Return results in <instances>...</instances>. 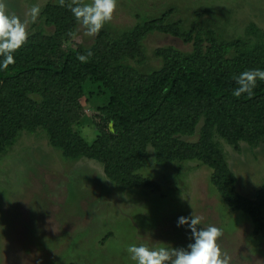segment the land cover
<instances>
[{"label": "rangeland", "instance_id": "rangeland-1", "mask_svg": "<svg viewBox=\"0 0 264 264\" xmlns=\"http://www.w3.org/2000/svg\"><path fill=\"white\" fill-rule=\"evenodd\" d=\"M55 2L0 0V8L26 20L28 36L38 31L51 34L54 28L46 23L43 12ZM33 6L40 8L35 22L27 14ZM162 16L178 23L182 34L212 33L252 45L264 35V0H117L104 28L119 38L138 23ZM96 37L85 36L78 25L71 45L89 48ZM142 47V57L125 63L141 74H150L163 65L157 52L160 48L189 53L193 43L153 31ZM83 104L85 115L79 128L92 140L97 134L94 124L100 121V100L84 98ZM201 124L194 135L184 139L198 140ZM219 141L236 176V190L255 198L264 190V140L258 145L241 142L239 148L223 138ZM149 154L140 172L160 189H125L108 178L97 160L65 157L43 129L23 132L0 155V264H134L126 252L130 244L186 245L188 233L176 226V220L192 211L201 218V226L222 230L217 244L230 258L229 264H264V230L255 233L252 219L228 206L211 182L209 166L193 159L161 163L152 146Z\"/></svg>", "mask_w": 264, "mask_h": 264}, {"label": "trees", "instance_id": "trees-1", "mask_svg": "<svg viewBox=\"0 0 264 264\" xmlns=\"http://www.w3.org/2000/svg\"><path fill=\"white\" fill-rule=\"evenodd\" d=\"M72 4H47L43 13L54 32L29 35L14 52L15 63L0 71V155L23 132L41 128L65 157L97 160L121 187L158 190L159 184L140 172L152 146L161 163L193 159L209 166L211 182L228 206L245 212L255 233H261L264 190L255 198L236 190V176L219 137L237 148L241 142L258 145L264 140V81H257L251 96L232 95L238 87L234 76L264 69V35L252 45L212 33L182 34L178 23L162 16L138 23L119 38L103 27L89 48L72 47L79 25ZM153 31L184 37L193 50L160 48L162 67L141 74L125 62L143 56L142 41ZM89 50L87 62L77 59ZM94 96L100 100V121L94 124L97 134L87 140L79 125L84 98ZM201 122L199 139H184L194 135Z\"/></svg>", "mask_w": 264, "mask_h": 264}, {"label": "clouds", "instance_id": "clouds-1", "mask_svg": "<svg viewBox=\"0 0 264 264\" xmlns=\"http://www.w3.org/2000/svg\"><path fill=\"white\" fill-rule=\"evenodd\" d=\"M63 7L65 0H59ZM117 0H91V3H80L73 0L70 11L84 31L85 36H95L111 21ZM28 15L35 22L40 14L38 6L31 7ZM28 39L27 21L21 20L15 14H8L0 8V71L15 63L14 52L20 49ZM92 55L78 54L79 61L87 62ZM238 87L232 90V95H252L257 81H264V69L256 68L243 71L233 77ZM178 228L184 227L188 233V243L183 246L151 247L148 244H130L126 248L134 264H229V257L222 253L217 244L222 230L214 225L201 226V218L193 215H181L176 220Z\"/></svg>", "mask_w": 264, "mask_h": 264}]
</instances>
